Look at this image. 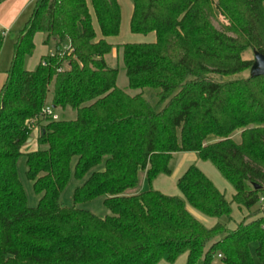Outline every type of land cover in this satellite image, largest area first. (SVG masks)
<instances>
[{"label": "trees", "instance_id": "obj_1", "mask_svg": "<svg viewBox=\"0 0 264 264\" xmlns=\"http://www.w3.org/2000/svg\"><path fill=\"white\" fill-rule=\"evenodd\" d=\"M90 1L100 39L87 0H35L19 31L0 90V264H158L183 253L186 264H218V254L222 264H254L252 244L264 264V75L237 76L254 61L245 51L264 54V0H132L130 31L156 33L154 42L121 45L136 94L117 85L118 68L104 58L120 4ZM36 32L52 51L29 70ZM4 38L0 31V50ZM46 104L76 117L50 119ZM31 125L39 148L24 151ZM181 151L211 161L234 186L232 202L248 211L234 229L206 227L187 210L188 202L231 216V201L194 164L178 179L183 197L128 192L141 172L150 183L171 173ZM22 155L41 194L35 207L17 171ZM72 175L82 183L68 207L60 198ZM101 196L110 211L102 218L76 206Z\"/></svg>", "mask_w": 264, "mask_h": 264}, {"label": "crops", "instance_id": "obj_2", "mask_svg": "<svg viewBox=\"0 0 264 264\" xmlns=\"http://www.w3.org/2000/svg\"><path fill=\"white\" fill-rule=\"evenodd\" d=\"M34 1L35 0H4L2 1V3L0 4V31L1 32L5 31V34H4L5 36L8 32L9 33L11 32L12 28L18 23L19 16L28 7H30V5L34 4ZM117 1L119 2L120 9H121V14H120L121 23H120V28H119V34L106 37V41L110 43L113 47L112 51L109 54L105 55L104 57L106 63H108L110 67L113 66L115 63H117L120 58L122 61V52H123V49L121 47L122 44H125L127 42H135V43L154 42L156 40L155 32H150L148 34H144V33L140 34V33H134L130 31V21H131V17H132L131 15L133 12V2L132 0H117ZM87 2H88L91 17L93 18V28L97 34L96 39H100L103 37V35H102V32L100 31L97 18L94 15V9L92 6V2L90 0H87ZM20 30L21 28L19 29V31ZM43 40H44V34H42L41 32H36L34 36V43H35L34 50L35 51L30 56L31 61H28L29 65L32 64V66L30 65V67H28L27 69L34 70L37 64L39 63L41 57L49 54L52 51L51 49L52 47L45 45L43 43ZM36 55H37V58L35 62H33V57L35 58ZM209 138H210L209 139L210 142L216 141V138L213 136H210ZM30 142H32V138L29 142L27 141L28 144H30ZM26 151H29V150L27 149ZM197 155L199 154L194 151L190 157L184 158L182 163H180L178 166L177 176L171 175V178H170V175L169 177H167L165 174H160L159 176H157L150 183L151 188L158 190L161 193H165L167 195L183 197V194L181 190L179 189L177 182H178L179 177H181L186 172L187 168L194 164V163L191 164L194 161L195 162L194 165H196L199 169H201L205 173V175L211 179L213 184L216 185V187L226 197V199H228L229 201H232L233 200L232 197L235 194L234 186L232 184H229L230 182L226 178L223 179L221 177L223 175L220 173V171L214 166V164L211 161L210 162L213 164L214 167H212V165L210 164H207L209 161L203 162V165L198 163ZM141 175H143L142 181H144V179H146V173L141 172ZM128 192L138 193L142 191L137 190V187H136ZM226 192H228V195H226ZM187 204L189 203H186V208L191 213V215L196 217L199 221L206 223L204 224L206 227L211 228V226L219 222L217 221L216 218L215 219L213 218V220L211 219L212 221L210 222V219L208 220V217L203 215L201 211L200 212L202 214L199 212L198 209L193 208V207L192 208L188 207ZM243 209L246 211L245 213L242 212ZM230 215H231L230 218H228V220L223 224H225V226L228 229L232 230L236 227L235 224L237 222H241L242 219L248 216V211L244 206H239L237 203L232 202ZM231 217L233 220H231ZM255 248H256V245L252 244L251 251L252 249L255 251ZM186 258H187V254L185 253V259H184L185 264H186ZM215 261L218 262V264H222L220 263L218 259H216ZM158 264H162V263H160L159 261Z\"/></svg>", "mask_w": 264, "mask_h": 264}, {"label": "rangeland", "instance_id": "obj_3", "mask_svg": "<svg viewBox=\"0 0 264 264\" xmlns=\"http://www.w3.org/2000/svg\"><path fill=\"white\" fill-rule=\"evenodd\" d=\"M34 7H35V3L30 5V7H28L19 16L18 23L12 28L10 33L8 32L6 34V36L4 38L3 45H2V48L0 50L1 51V54H0V88L2 87V85L5 82V78H6V74H7L8 70L11 68V63H12L14 55H15V45H16V43L18 41V37H19V32L18 31H19L20 28L22 29L26 25V23L30 20L29 18L31 16L32 12H33ZM216 13L218 14V19L216 20V25L218 27H220L219 23H226V20L224 19V17L220 13H218V12H216ZM243 57L245 59H253V57H254L253 51L248 49L243 54ZM36 58H37V55L35 56V58L33 57V62H35ZM28 61H31L30 57H26L25 58L24 65H25L26 68L30 67V65L32 66V64L29 65ZM111 67L118 68L119 72H118V77H117L118 78L117 85L121 89H123L127 93H131V94H136L137 92L140 91V90H136V89H132V88L128 87V78H127V75H126V69H125L124 63H122V61H121V58L118 60L117 63H115ZM249 75H250L249 74V70H246V71H243V72L237 74V76H242V77H247ZM53 88H54V82H52L50 87H49V89H50L49 94H48L49 100L52 99V90H53ZM56 111H57V113L59 115V118H61V119L68 120V119H73V118L76 117V111L72 110L69 107L66 110H62L61 108H58V109H56ZM37 135H38V130H37V132H35V134H33L32 142H30V144L27 143L23 147L24 151H26L27 149L29 151H32V150H37L39 148V145L36 142ZM233 137L237 141H239V139H240L239 133L234 134ZM193 152H183V151H181V152L174 153L173 158L171 159V161L169 163L170 170L172 171L171 174L170 173L169 174L163 173V174H165L167 177H169V175H170V178H171V175L172 176H177V172H178L177 169H178L179 164L182 163V161L184 160L185 157H190ZM197 156H198L197 157V161L201 165H203V162H207V161L202 160L199 157V155H197ZM75 162H76V158H74L73 161H72V170H73ZM193 163L195 164L194 161L191 164H193ZM207 164H210V165H212V167H214L213 164L210 161ZM181 166H182V164H181ZM26 169H27L26 158H25L24 155H22V157L19 158V161H18V164H17V171H18V174H19V178H20V180H21V182L23 184L24 190L26 191L27 204L29 206H31V207H35V206H37V203L39 201V198H40L41 194L38 195L35 192V190L33 189L32 182L27 178V175L25 174ZM221 177L224 179L223 176H221ZM142 180H143V175H141V173H140V175H139V184L137 185V190L146 191L149 188H151L150 182H148L146 179H144V181H142ZM81 183H82V181L76 179L74 177V175L71 176V178H70L68 184L66 185L64 191L62 192L61 198H60V201H61V203L64 206L70 207V206L74 205L73 204V200H72V195H73V192L76 189V187L78 185H80ZM180 194H181V192H180ZM226 195H228V192H226ZM103 198H104L103 196L97 197L95 199L88 200V201L83 202V203H78L76 206L79 207V208H82V209H89L93 213H95L97 216L102 218L103 216H105V215L110 213L109 209L103 203ZM231 204H232V201H231ZM187 205H188V207L192 208V206L190 204H187ZM242 212L245 213L246 211L243 209ZM259 214L260 215L264 214V211L262 213L260 212ZM203 215H205V214H203ZM205 216L208 217V220L210 219V222L213 220V218L214 219L216 218L217 221L222 222V223H225L228 220V218H226V217H212V216L209 217L207 215H205ZM249 219H251V218H249ZM231 220H233L232 217H231ZM202 223L206 224L204 222H202ZM238 223L239 222H237L235 224V226ZM252 255H253V259L255 260L254 264H263L256 257L255 251L253 249H252ZM184 259H185V253L181 254V256H179L178 259H176L174 262H169L166 259H162V260H160V263H162V264H164V263H166V264H185Z\"/></svg>", "mask_w": 264, "mask_h": 264}, {"label": "water", "instance_id": "obj_4", "mask_svg": "<svg viewBox=\"0 0 264 264\" xmlns=\"http://www.w3.org/2000/svg\"><path fill=\"white\" fill-rule=\"evenodd\" d=\"M254 54V61L252 63V66L249 70V74L253 76H260L264 75V54L259 52L258 50L253 51ZM31 140V138L28 139V142Z\"/></svg>", "mask_w": 264, "mask_h": 264}, {"label": "built area", "instance_id": "obj_5", "mask_svg": "<svg viewBox=\"0 0 264 264\" xmlns=\"http://www.w3.org/2000/svg\"><path fill=\"white\" fill-rule=\"evenodd\" d=\"M4 34H5V31L2 32V35H4ZM42 111H43L44 115H45L46 117L50 118V119H58V118H59V115H58L57 111H55V110L51 107L50 104H46V105L43 107ZM31 127L33 128V134H34L35 132H37L38 127H35L34 125H31ZM263 199H264V198H262V200H263ZM221 257H222V255H221V254H218L216 258L219 260Z\"/></svg>", "mask_w": 264, "mask_h": 264}]
</instances>
